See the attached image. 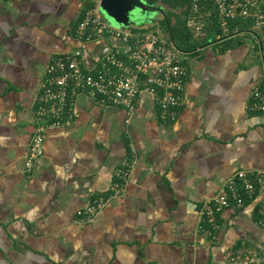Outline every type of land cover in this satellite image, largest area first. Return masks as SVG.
Wrapping results in <instances>:
<instances>
[{
  "label": "crops",
  "instance_id": "0c3cea01",
  "mask_svg": "<svg viewBox=\"0 0 264 264\" xmlns=\"http://www.w3.org/2000/svg\"><path fill=\"white\" fill-rule=\"evenodd\" d=\"M89 1L0 0V264H226L264 254V190L224 209L215 233L201 212L238 171L264 172V112L250 109L264 85L263 30L238 33L227 51L208 40L183 52L189 77L174 121L147 92L133 113L77 96L74 121L49 128L25 170L48 65L81 48L75 31ZM108 43L86 44L88 66ZM131 144L137 163L126 191L112 195ZM99 194L105 208L83 222L78 211Z\"/></svg>",
  "mask_w": 264,
  "mask_h": 264
},
{
  "label": "built area",
  "instance_id": "2783aa9c",
  "mask_svg": "<svg viewBox=\"0 0 264 264\" xmlns=\"http://www.w3.org/2000/svg\"><path fill=\"white\" fill-rule=\"evenodd\" d=\"M187 26L197 38L211 22H216L224 35L230 33V22L245 19L253 29H264V0H191L187 14ZM153 26V25H151ZM82 46L73 53L53 56L37 100V126L25 158V170L31 172L36 161L44 153L45 135L49 128L70 124L75 119L77 96L84 94L93 100L136 110L138 98L150 93L160 110L162 119L176 120L185 103L189 69L181 51L165 32L148 25L122 27L109 24L101 17L98 5L89 7L75 31ZM105 38V46L97 63H86L84 48L90 41ZM252 111L264 112V85L252 92ZM137 163V151L131 144V156L115 172L111 194L126 191L133 167ZM264 190V172L238 171L230 177L225 188L209 199L201 212L213 229L219 228V214L235 205L242 207L245 197L253 198ZM107 198L97 195L78 211L83 222H90L102 212ZM264 225V221H260ZM232 264H264V254L230 256Z\"/></svg>",
  "mask_w": 264,
  "mask_h": 264
},
{
  "label": "trees",
  "instance_id": "16d2710c",
  "mask_svg": "<svg viewBox=\"0 0 264 264\" xmlns=\"http://www.w3.org/2000/svg\"><path fill=\"white\" fill-rule=\"evenodd\" d=\"M89 2L84 7L82 16L86 9L94 6V3L91 4ZM146 2L164 8L166 15H163L162 13H157L161 15V19L158 25L160 26L163 32L165 31V35H167L171 40H173L175 45L184 53L197 52V48L203 46V44L208 40L214 41L221 48L220 49L221 51H227L233 48L236 44L240 43L237 42L234 38L238 33L249 31V29L252 28V22L250 20L239 18L236 20H232L230 22V27H231L230 33L228 35H224L221 28L218 27L217 23L211 22L207 26V29L196 38L191 32V30L188 28L187 19H186L187 16L186 14L189 5L191 3V0H146ZM82 16L80 17V20L82 19ZM144 24L145 23H141V26H143ZM149 27L150 29H155L157 26L153 25ZM209 35L210 37L207 38ZM181 109L182 107L180 108V111ZM166 121L171 122L174 120H166ZM256 195L257 194H255V196ZM253 198L245 197V204L253 200ZM261 220L264 221V219ZM210 229L212 233H215L218 230L212 228ZM226 264H232V263L227 261Z\"/></svg>",
  "mask_w": 264,
  "mask_h": 264
},
{
  "label": "water",
  "instance_id": "95a60500",
  "mask_svg": "<svg viewBox=\"0 0 264 264\" xmlns=\"http://www.w3.org/2000/svg\"><path fill=\"white\" fill-rule=\"evenodd\" d=\"M99 5L113 24L128 28L141 24L146 13L166 15L164 8L149 4L146 0H99ZM212 43L209 41L204 46Z\"/></svg>",
  "mask_w": 264,
  "mask_h": 264
},
{
  "label": "rangeland",
  "instance_id": "374dc122",
  "mask_svg": "<svg viewBox=\"0 0 264 264\" xmlns=\"http://www.w3.org/2000/svg\"><path fill=\"white\" fill-rule=\"evenodd\" d=\"M98 2H99V0H90L89 3H91V4L94 3V6H96V5H98ZM101 17H102L105 21H107V22H113V21L111 20V18H109V17L107 16V14H106L103 10H101ZM150 18H151V19H150ZM160 19H161V15H160V14H152V13H146V14L144 15V17H143V20H145V21H150V22L147 23L146 25L151 26V25H153V23H154V24H155V25L161 30L160 26L158 25ZM164 32H165V31H164ZM209 37H210V35H209L207 38H209ZM200 39H202V38H200Z\"/></svg>",
  "mask_w": 264,
  "mask_h": 264
}]
</instances>
